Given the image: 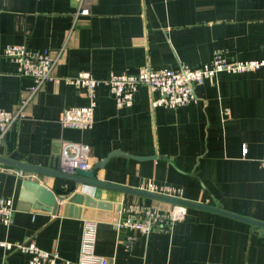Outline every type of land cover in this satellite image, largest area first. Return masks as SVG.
Masks as SVG:
<instances>
[{
  "label": "crops",
  "instance_id": "0c3cea01",
  "mask_svg": "<svg viewBox=\"0 0 264 264\" xmlns=\"http://www.w3.org/2000/svg\"><path fill=\"white\" fill-rule=\"evenodd\" d=\"M89 6L90 14L76 17L79 0H0L2 107L17 109L33 84L4 54L7 44L53 55L64 47L54 79L31 97L25 115L0 142V195L11 196L15 205L11 223L0 222V240L33 239L70 260L88 248L113 264H264L262 227L193 204L172 233H136L128 247L126 230L115 224L121 204L168 209L173 202L118 186L75 184L54 173L61 171L62 141L83 140L90 145L91 167L118 151L96 170L98 179L136 189L169 183L189 203L264 222V65L221 72L195 86V103L177 108L152 106L157 93L147 85L139 87L132 105L119 107L100 85L90 128L59 122L64 108L89 102L68 80L83 71L105 79L135 74L146 64L198 67L216 49L233 60H264V0H89ZM27 175L57 193L89 192L112 205L84 206L79 216L34 209L21 199ZM29 258L0 245V264H29Z\"/></svg>",
  "mask_w": 264,
  "mask_h": 264
},
{
  "label": "built area",
  "instance_id": "2783aa9c",
  "mask_svg": "<svg viewBox=\"0 0 264 264\" xmlns=\"http://www.w3.org/2000/svg\"><path fill=\"white\" fill-rule=\"evenodd\" d=\"M87 14H90L89 0H79L75 16ZM63 51L64 47L53 55L50 50H32L23 43H10L5 46L4 54L17 64L19 75L32 78L33 84L29 96L20 100L17 109L8 110L0 105V142L25 115L24 110L31 97L47 81L54 79V69ZM262 65L264 60H233L227 57L223 49H216L211 59L198 67L180 63L173 68H154L146 64L135 74L111 73L105 79H97L89 71H83L68 80L85 91L89 102L83 106L64 108L59 122L63 127L90 128L94 123L97 88L100 85L107 86L119 107L132 105L139 87L147 85L152 93H157V96L152 98V106L177 108L195 103L198 99L195 86L207 79H212L221 72H245L258 69ZM260 163L264 167V156ZM90 167V145L87 142L62 141L59 162L61 171L74 173L76 169ZM141 189L182 198V189L169 183L157 185L155 182H148ZM14 210V199L11 196L0 195V222L5 225L11 223ZM186 214L187 207L183 204L173 203L170 208L161 209L157 205L144 202L123 203L120 206V217L115 224L119 231L126 230L125 242L131 247L137 239L136 233L149 235L156 230L172 233L176 224L185 219ZM0 245L9 250L17 249L29 253V264H113L108 257L97 255L88 248L82 249L77 260H70L60 255L58 251L41 248L33 239L16 243L0 240Z\"/></svg>",
  "mask_w": 264,
  "mask_h": 264
},
{
  "label": "water",
  "instance_id": "95a60500",
  "mask_svg": "<svg viewBox=\"0 0 264 264\" xmlns=\"http://www.w3.org/2000/svg\"><path fill=\"white\" fill-rule=\"evenodd\" d=\"M117 152L118 151H114L113 153L109 154L106 158L102 159V161L97 162L89 169H76L74 173H66L63 171H55L54 173L57 176L66 177L67 179L74 181L75 184H83L87 186H105V187L118 186L120 187L121 190L131 191L137 194L171 201L173 203L183 204L185 206L193 204L200 208L209 209L220 213H226L262 227V231L264 233V222L257 219L239 215L234 212H230L211 205H207L203 203H189L191 201L185 200L183 198H177L168 195H163L160 193H154L143 189L114 185L110 182H106L101 179H98L96 177V170L99 167H101V165L109 157L116 154ZM36 171L42 172L45 170L38 169ZM21 199L24 201L31 202L30 203L31 207H33L34 209H41L50 212L53 215L60 213V211L62 210L63 213H65L66 215L79 216L84 206L108 209L112 205V202L107 200L97 199L89 192L75 191L73 193H65V194L57 193V191L50 188L46 182L41 181L39 178L30 177V176H25L24 179L22 180ZM23 206L28 207L29 203H23Z\"/></svg>",
  "mask_w": 264,
  "mask_h": 264
}]
</instances>
